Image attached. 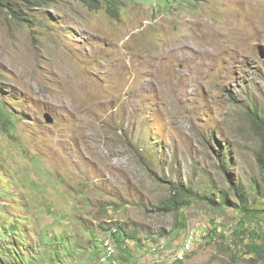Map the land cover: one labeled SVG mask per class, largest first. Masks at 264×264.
Segmentation results:
<instances>
[{"label":"rangeland","instance_id":"1","mask_svg":"<svg viewBox=\"0 0 264 264\" xmlns=\"http://www.w3.org/2000/svg\"><path fill=\"white\" fill-rule=\"evenodd\" d=\"M4 1L27 20L0 4V264H89L118 225L154 252L199 233L184 260L130 264H264V0Z\"/></svg>","mask_w":264,"mask_h":264},{"label":"trees","instance_id":"2","mask_svg":"<svg viewBox=\"0 0 264 264\" xmlns=\"http://www.w3.org/2000/svg\"><path fill=\"white\" fill-rule=\"evenodd\" d=\"M82 2L89 10L95 11V10H101L103 7H106L109 14L112 16H117L118 12L122 8V3L120 0H78ZM24 4L28 7L33 8H39L43 6L44 4L47 3V0H23ZM0 4L3 5L4 7H7L10 9V11H15L16 12V18L20 20H27L25 19L22 14L15 10L12 6L9 5V3H6L4 0H0ZM250 116L252 121L255 124V132L257 136L260 139V146L257 150L256 153V160L258 165L260 166L263 174V180H264V116L256 109H252L250 112ZM231 190L234 191V196L241 201L240 205H235L237 209L240 211H243L245 214H253L252 209H250V205L248 204V199H247V192L246 189L243 185L236 184L231 187ZM194 196V191L192 188H178L172 199L168 202L169 206H174L175 209L182 210L188 206L191 205L190 198ZM220 197L222 198V201L224 204H230V197L228 194H221ZM208 199L216 202L215 198L213 195H209ZM241 226H244L242 229H237V231H234L238 234V237H241L242 235L247 234V229L250 227V224H247L245 222L241 223ZM220 228V227H219ZM218 227H215L212 229L210 232V235L217 236L219 235ZM120 232L126 234V230L119 226ZM221 232V231H220ZM115 237L117 238V241L120 240L119 237H117L116 233H114ZM127 235H130L131 237H135V233H127ZM263 237L262 235L257 234V238Z\"/></svg>","mask_w":264,"mask_h":264},{"label":"clouds","instance_id":"3","mask_svg":"<svg viewBox=\"0 0 264 264\" xmlns=\"http://www.w3.org/2000/svg\"><path fill=\"white\" fill-rule=\"evenodd\" d=\"M119 226L123 227L122 225L113 227L111 229L112 231L110 235L108 236V238L107 239L105 238L103 241L100 240L101 246L97 250L95 261L89 264H130L129 258L121 254V252H125L126 250L130 248H132V250L140 249L146 256L148 255V257L152 258L155 263H158V262L177 263L181 260H184L187 254H190L191 252L195 250L196 243L199 238V233L197 234L195 232L194 240L189 239L188 234L190 231H192V229L191 230L189 229L184 236L185 239L183 240L182 244L180 246H177L174 250L170 251L167 245V247L165 246L164 248H161V250H159L158 252H154L152 250V245L157 244V243L152 240V237H149L147 235L141 238L137 233H135L136 234L135 237H131L130 235H127V233H132V232H128L123 227L126 230V234H124L120 232ZM114 233H116L117 237L120 238L119 241H117V238L115 237ZM215 237H213L212 235H208V234L204 235V239L206 242H210L211 240H216ZM122 241H125V245L123 249L120 250V243L122 244L123 243ZM188 244H190V248H187ZM109 245H112L114 247L113 252L108 251ZM97 247L98 246H96V248ZM92 255L93 254H91V257ZM57 261H63V260H55L50 263H54ZM50 263H43V261H37L32 264H50ZM65 263L72 264L69 262H65ZM21 264H24V263H21ZM73 264H76V263H73Z\"/></svg>","mask_w":264,"mask_h":264},{"label":"bare ground","instance_id":"4","mask_svg":"<svg viewBox=\"0 0 264 264\" xmlns=\"http://www.w3.org/2000/svg\"><path fill=\"white\" fill-rule=\"evenodd\" d=\"M188 237H189V239L194 240L195 235L193 233H191L188 235ZM187 248H190V244L187 245ZM113 250H114V247L112 245H109L108 251L113 252ZM153 250L157 251V249H153ZM50 264H68V263H65L63 261H57V262L50 263Z\"/></svg>","mask_w":264,"mask_h":264},{"label":"water","instance_id":"5","mask_svg":"<svg viewBox=\"0 0 264 264\" xmlns=\"http://www.w3.org/2000/svg\"><path fill=\"white\" fill-rule=\"evenodd\" d=\"M45 119L47 120L48 123H53L54 122V118L50 113H46L45 114Z\"/></svg>","mask_w":264,"mask_h":264}]
</instances>
